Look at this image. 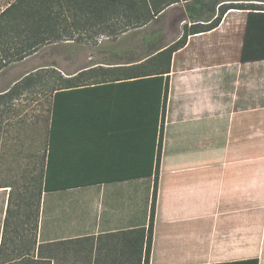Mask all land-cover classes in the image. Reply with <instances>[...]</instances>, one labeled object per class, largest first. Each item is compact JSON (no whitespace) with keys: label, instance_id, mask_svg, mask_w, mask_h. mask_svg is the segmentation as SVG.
I'll use <instances>...</instances> for the list:
<instances>
[{"label":"crops","instance_id":"0c3cea01","mask_svg":"<svg viewBox=\"0 0 264 264\" xmlns=\"http://www.w3.org/2000/svg\"><path fill=\"white\" fill-rule=\"evenodd\" d=\"M246 16L227 11L169 60L183 28L49 43L61 65L25 74L46 69L50 87L36 235L48 264H264V58L241 60Z\"/></svg>","mask_w":264,"mask_h":264},{"label":"trees","instance_id":"16d2710c","mask_svg":"<svg viewBox=\"0 0 264 264\" xmlns=\"http://www.w3.org/2000/svg\"><path fill=\"white\" fill-rule=\"evenodd\" d=\"M179 3L190 23H185L181 37L161 52L168 60L174 50L184 45L188 34L216 27L232 9L247 11L241 60L264 58V0H14L0 12V70L46 44L72 39L79 29L97 27L116 35L156 21L167 8ZM39 72H30L15 82L0 94V100L12 99L16 92L31 88ZM37 148L32 174L20 176L13 184H0L10 187L0 241V264H48L40 244L36 250L37 218L41 194L46 189L44 148ZM14 187L20 191L16 200ZM154 211L155 188L150 225ZM150 243L151 235L145 262Z\"/></svg>","mask_w":264,"mask_h":264},{"label":"rangeland","instance_id":"374dc122","mask_svg":"<svg viewBox=\"0 0 264 264\" xmlns=\"http://www.w3.org/2000/svg\"><path fill=\"white\" fill-rule=\"evenodd\" d=\"M6 1L9 0H1L3 3ZM184 22L189 24L179 3L167 8L159 19L150 22L144 28L158 31L159 40L165 42L177 36ZM63 51L58 45L48 44L25 60L6 65L0 70V93L11 88L27 72L35 68L53 61L61 65ZM48 70H52L53 73V69ZM39 71L38 82L31 88L22 89L21 93L16 92L12 99L0 100V184L6 182L13 184L20 176L32 174L35 155L39 150L37 147L44 146L50 87L47 83V70ZM9 188L8 186L0 188V213L2 201ZM13 192L16 200L17 192L20 191L14 187ZM14 220L16 221V218ZM27 227L28 224H25L24 228Z\"/></svg>","mask_w":264,"mask_h":264}]
</instances>
